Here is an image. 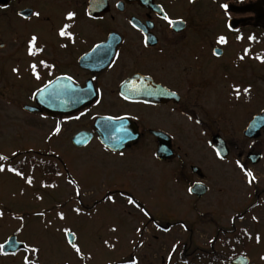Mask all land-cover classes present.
Here are the masks:
<instances>
[{
	"label": "flooded vegetation",
	"instance_id": "1",
	"mask_svg": "<svg viewBox=\"0 0 264 264\" xmlns=\"http://www.w3.org/2000/svg\"><path fill=\"white\" fill-rule=\"evenodd\" d=\"M69 12L75 13L71 20L67 19ZM165 15L174 23L169 24ZM66 24L71 37L59 35ZM33 36L43 51L30 56L28 42ZM221 36L224 43L219 42ZM40 60L48 67L40 65ZM32 63L37 64L40 79L32 75ZM0 69L4 78L13 79L10 85L18 95L26 98L17 107L22 116L57 124L75 118L83 125L76 132H94L100 118L127 121L138 137L123 151L152 145L151 158L159 163L177 160L179 179L187 182L190 194L189 188L200 178L191 168L196 164H189L192 176L186 174L187 145L208 142L213 146L219 136L232 151L234 142L238 143L233 136L236 129L242 143L251 146L248 154L264 134L262 129L256 139L244 136L249 121L264 110V0H0ZM52 84H56L54 95L65 104L77 95L76 89L80 97L91 99L71 115L50 116L33 98ZM28 105L38 109H28ZM237 110L243 117L239 121ZM222 119L235 127L223 130ZM59 133L53 131L46 139V152L44 142L38 147L26 144V148L0 143V155L7 157L0 160L5 166L0 173L16 174L8 169L21 167L29 187L36 172L42 176L43 189L58 187L62 176L57 175L59 151L50 140ZM163 135L170 140L173 154L161 160L157 148ZM93 140H98L97 134ZM2 148L12 151L3 152ZM239 157L250 162L244 153ZM29 161L53 163L54 168L44 174ZM45 178L49 184L44 186ZM149 219L156 220L153 216ZM25 227L18 220L0 218V245L12 236L24 241ZM26 243L28 248L14 253L0 251V264H24L25 256L35 264H56L45 260L38 245ZM33 248L38 251H31ZM230 251L214 247L197 250L195 258L200 264H229L230 260L224 262L220 257L234 253ZM177 252L173 264H188V254L179 250L173 251L174 255ZM249 264L262 263L250 256Z\"/></svg>",
	"mask_w": 264,
	"mask_h": 264
},
{
	"label": "rangeland",
	"instance_id": "2",
	"mask_svg": "<svg viewBox=\"0 0 264 264\" xmlns=\"http://www.w3.org/2000/svg\"><path fill=\"white\" fill-rule=\"evenodd\" d=\"M1 74L5 73L0 69V143L38 147L44 142L46 152V139L56 128V121L22 116L17 107L26 98L10 85L13 79ZM241 113H235L238 121L243 118ZM57 125L60 133L50 142L59 151L62 176L58 187L43 189L39 172L30 187L25 181L27 174L19 182L16 174L0 173V218L25 225L22 239L38 245L47 262L130 264V259H135L137 264H173L179 254L173 251L209 249L219 228L235 224L251 233L239 248L246 249L253 261L264 264L260 257L264 253V193L258 200L262 204L255 206L256 194L264 191V134L253 146L263 154L256 165L239 157L240 153L246 156L251 146L242 143L236 129L233 136L238 143L234 142L237 145H232L226 160L218 159L208 142L187 145L186 174L192 176L189 164H196L202 167L210 186L198 199L188 193L187 182L179 179L181 165L177 160L161 164L151 158L154 146L137 145L113 153L93 140L84 148H76L71 138L83 126L80 121L65 118ZM221 126L226 130L235 124L222 119ZM245 171H251L255 180L249 183L251 178ZM129 198L134 203H129ZM149 215L158 220H149ZM176 222L185 223L181 227L175 226ZM65 229L75 234L80 255L68 243ZM191 260L200 264L195 257Z\"/></svg>",
	"mask_w": 264,
	"mask_h": 264
},
{
	"label": "water",
	"instance_id": "3",
	"mask_svg": "<svg viewBox=\"0 0 264 264\" xmlns=\"http://www.w3.org/2000/svg\"><path fill=\"white\" fill-rule=\"evenodd\" d=\"M56 84H52L47 90L39 91L34 95V101L41 103V107L47 111L51 116L56 114H69L77 109L86 105V103L91 99V97H80L79 91L76 89L74 92L76 96H71V102L65 104V100L57 95H54L53 88ZM26 108L31 110H36L38 107L26 106ZM95 131L98 134L99 140L109 149L113 151H121L125 149L129 144L134 142L138 135L135 134L134 126L124 120H114L109 118H100L95 124ZM264 127V111L256 116L248 124L245 135L251 138L258 137L260 130ZM93 133L88 131H81L74 135L72 141L76 146L87 145L92 137ZM160 146L158 148V156L160 159H164L172 155V150L170 148V143L166 140V137H160ZM214 147L219 152L222 157H226L229 154V149L226 142L217 136L214 139ZM253 162L256 163L261 159V155L252 154L250 155ZM193 171L199 174L200 177H204V173L199 167L193 166ZM190 192L196 194L197 196L204 195L208 187L201 182L195 183L191 188ZM71 233V232H70ZM69 240L75 242L76 236L71 233L67 234ZM3 250L5 252L17 251L21 248H25L24 243L17 241L16 237H12L9 241L3 245ZM249 259L246 257H237L231 261V264H248Z\"/></svg>",
	"mask_w": 264,
	"mask_h": 264
},
{
	"label": "snow or ice",
	"instance_id": "4",
	"mask_svg": "<svg viewBox=\"0 0 264 264\" xmlns=\"http://www.w3.org/2000/svg\"><path fill=\"white\" fill-rule=\"evenodd\" d=\"M35 15H39V14H38V13H35ZM74 16H75V13H74V12H69V13H67V19H69V20L73 19ZM164 19L167 20V21L169 22V24H173V23H174L172 20H170V19L168 18L167 15L164 16ZM69 27H70V25H68V24L64 25V26L59 30V35L62 36V37H63V36L71 37V36H72V33L66 31V29H68ZM218 39H219V42H221V43H224V42H225V37H223V36L219 37ZM249 39H252V37H249ZM36 41H37V37H36V36H33V37L29 40V42H28V49H27V51H28V54H29L30 56H35V55H37V53L43 51L42 48H39V47L36 46ZM39 64H40V65H43V66H45V67H48V65L46 64V62H45L44 60H40V61H39ZM29 68H30V70H31L32 75H33L36 79H40V74H39V71H38V68H37V64H36V63H32V64L29 65ZM13 71L16 72V71H18V69H15V68H14ZM69 79H70V78H69ZM49 83H51V81H49ZM244 91L247 92L248 90H247V89H244ZM238 94H239V92H237V95H238ZM125 98H127V97H125ZM54 131L57 132V133L60 131L59 125H57V127L54 129ZM13 155H15V153H13ZM217 155H219V153H217ZM0 160H7V157H6V156H3V155H0ZM237 164H238L241 168H243V166L240 165V162H239V161H237ZM4 169H5V166H4L3 164H0V171H4ZM8 170H9V171H13V172H15L17 175H21V176H23V173L17 171L15 168H9ZM59 174H60V173H57V175H59ZM245 175H246L247 177H250V178H251V179L248 181L249 183H251L253 180H255V176L252 174L251 171H245ZM27 182L30 184V183H31V178H28ZM190 190H191V189H190ZM108 199H109V200H112L113 197L109 196ZM129 203H134V201H133L131 198H129ZM76 211L79 212V209H76ZM2 215H3V213L0 212V216H2ZM41 215H42V213H41ZM57 215H58L61 219L64 218L63 213H58ZM254 219H255V218H254ZM113 230H115V229H113ZM65 232H66V234L71 235L70 230L65 229ZM257 239H259V238L257 237ZM5 243H7V241H6ZM69 243L71 244V247L76 251L77 254H80V253H81V249L77 246L76 243H74L72 240H69ZM106 243H107V242H106ZM3 247H4L3 245H0V251L3 250ZM31 251H38V250L33 248V249H31ZM24 264H35V262L31 261V260L29 259L28 256H25V257H24ZM130 264H137V261H136L135 259H130Z\"/></svg>",
	"mask_w": 264,
	"mask_h": 264
},
{
	"label": "trees",
	"instance_id": "5",
	"mask_svg": "<svg viewBox=\"0 0 264 264\" xmlns=\"http://www.w3.org/2000/svg\"><path fill=\"white\" fill-rule=\"evenodd\" d=\"M34 164H36V162H34ZM51 164V165H50ZM53 163H47V164H44L43 166H41L40 168L41 169H43V172H46L47 173V171L48 170H53V168H54V166L52 165ZM45 184H46V182H45ZM242 231H244L245 232V230H242ZM192 239V237L190 236V240ZM239 240H237V242H238ZM189 248V247H188ZM234 251V247L232 248V252ZM235 253V252H234ZM234 253H229V254H223V255H221V257H220V259L222 260V261H224V260H226V259H229V258H231L232 257V255L234 254Z\"/></svg>",
	"mask_w": 264,
	"mask_h": 264
}]
</instances>
